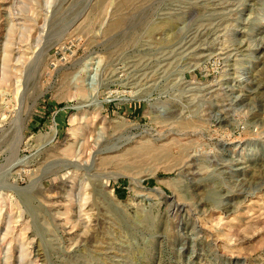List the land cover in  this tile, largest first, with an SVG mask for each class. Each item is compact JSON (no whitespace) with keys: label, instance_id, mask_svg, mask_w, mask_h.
<instances>
[{"label":"rangeland","instance_id":"rangeland-1","mask_svg":"<svg viewBox=\"0 0 264 264\" xmlns=\"http://www.w3.org/2000/svg\"><path fill=\"white\" fill-rule=\"evenodd\" d=\"M258 27L264 0H0V264H264V96L227 91Z\"/></svg>","mask_w":264,"mask_h":264},{"label":"bare ground","instance_id":"bare-ground-1","mask_svg":"<svg viewBox=\"0 0 264 264\" xmlns=\"http://www.w3.org/2000/svg\"><path fill=\"white\" fill-rule=\"evenodd\" d=\"M248 1H250V0H246V2H248ZM236 5V4H235ZM237 11V10H236ZM235 11V12H236ZM233 13V12H232ZM237 14H241V12L239 11V12H236ZM225 15V14H224ZM223 15V16H224ZM236 16H238V15H236ZM236 18V17H235ZM235 18H233V19H231L232 21H238V20H236ZM227 21V20H226ZM217 29V28H216ZM253 31H254V29H253ZM214 32V31H213ZM255 32H257V35H259L260 37L259 38H257L256 40L254 39V41H255V43L253 44V51L255 50V51H258V53H260V54H262V56L264 57V30H262L261 29V27H258L256 30H255ZM204 33H211L210 31H206V32H204ZM213 34V33H212ZM208 36V35H207ZM200 39V38H199ZM193 41V40H192ZM192 41H189L188 43H187V49L188 50H194L195 49V47H194V43H191ZM200 42V41H199ZM203 42V41H202ZM243 42H239V43H237V46H239V48H244L245 47V44H242ZM198 44V43H197ZM201 48V47H200ZM203 49V48H202ZM205 49V48H204ZM207 51H209V50H207ZM206 51V52H207ZM191 52V51H190ZM197 52V51H196ZM202 52H203V50H202ZM192 53V52H191ZM194 53V52H193ZM199 53V52H198ZM203 54V53H202ZM208 54V53H207ZM206 54V55H207ZM192 55V54H191ZM209 57H210V55H209ZM200 58V57H199ZM193 60V59H192ZM209 60V58H208V56H205V54H204V57L202 58V61L204 62V63H206L207 61ZM192 63V62H191ZM192 66L191 67H189V69L191 70V69H193V68H196L197 67V65L198 64H191ZM244 70H246V69H244ZM225 83V82H224ZM228 85H229V87H230V89L228 90L227 89V91H229V92H231V93H234L235 91H237V92H239L240 94L237 96L238 97V99H239V101H242V100H244V99H246V98H248V99H250L251 101H253V100H255L257 97H261V96H264V76H263V74H261V75H252L251 77L249 76V78H247L245 81H242L241 79H233V80H231V82H230V80H228ZM225 85V84H224ZM220 89V88H219ZM203 91V90H202ZM223 91V90H222ZM203 92H206V95H213L215 92L214 91H212V89H211V91H210V89L208 90L207 88L205 89V91H203ZM218 93V92H217ZM205 94V93H204ZM203 97V96H202ZM217 100V99H216ZM261 100V99H260ZM210 101V100H209ZM239 101L237 102V103H232V104H228V105H226V106H223V105H221V104H215V106H217L216 108H212L213 109V111L212 112H214L217 116H218V118H217V123L218 124H222V123H224V122H226L228 119H227V114H228V111L229 110H233L234 109V107H236V106H238L240 103H239ZM222 104H223V102H222ZM97 105V104H96ZM211 105V104H210ZM228 107V108H227ZM210 108V107H209ZM258 108H259V113H254L253 114V117L252 118H250V120H251V125L253 124V125H255V127H258L259 126V124L261 125V127L264 125V118H262V116H263V114H264V101H261L259 104H258ZM207 110H208V108H207ZM204 112V111H203ZM205 112H206V109H205ZM203 114V113H202ZM203 117V116H202ZM208 117L209 118H211L209 115H208ZM209 118H208V120H209ZM207 119V118H206ZM199 120V119H198ZM200 120H202V119H200ZM203 122H204V120H203ZM202 122V123H203ZM206 122V121H205ZM247 122V121H246ZM189 123H190V121H189ZM234 124H232V127H233V129H234V125L236 124L235 122H233ZM235 127L236 128H238V125H235ZM248 129V128H247ZM259 131V130H258ZM260 132V131H259ZM180 133V132H179ZM254 133V132H253ZM263 133V132H262ZM264 134V133H263ZM253 136V135H252ZM253 145H254V143H256L257 142V138L256 137H254L253 136ZM258 144V143H257ZM257 146V145H256ZM255 146V147H256ZM253 151H255V150H253ZM194 156H196V155H194ZM198 156V155H197ZM208 156V155H207ZM220 156V155H219ZM202 157V156H201ZM200 157V158H201ZM194 158V157H193ZM203 158V157H202ZM212 158H214V157H212ZM217 158V157H216ZM221 158V157H220ZM195 160V159H194ZM193 160V161H194ZM191 161V160H190ZM220 161H221V159H220ZM261 161V160H260ZM189 162V161H188ZM220 163V162H219ZM194 164V163H193ZM214 164V163H213ZM217 164V163H216ZM186 165H188V164H186ZM222 168H226V169H228V170H231L232 169V166H233V161L231 162V164L229 163V164H227V163H223L222 162ZM185 166V165H184ZM191 167H192V165H191ZM194 167V166H193ZM186 168V167H185ZM186 171H188V170H190L191 171V168H190V166L189 167H187L186 169H185ZM185 171V172H186ZM190 171H188V174H193V175H196L195 173H192V172H190ZM263 173H264V170H263ZM263 173H261L262 175H263ZM186 174V173H185ZM200 176V175H199ZM190 177V176H189ZM193 177V176H192ZM259 180V179H258ZM257 180V181H258ZM200 182V181H199ZM258 185L261 187L262 185H264V178L263 179H261L260 181H259V183H258ZM245 189L243 190V191H239V194H237V193H235V191H234V194L235 195H231L232 197H234V198H237L238 199V197H236V195L237 196H239V197H245V198H247V196L248 195H251L250 193H249V188H246V187H244ZM252 188V187H251ZM253 191V190H252ZM260 191V190H259ZM254 192V191H253ZM227 194V193H226ZM231 194V193H230ZM253 196V195H252ZM228 200V199H227ZM226 208V207H225ZM228 209L226 208V210L225 211H227ZM229 211V210H228ZM223 212V211H222Z\"/></svg>","mask_w":264,"mask_h":264}]
</instances>
